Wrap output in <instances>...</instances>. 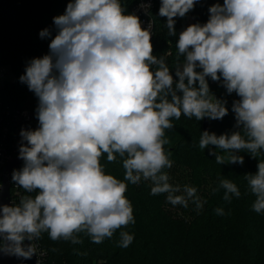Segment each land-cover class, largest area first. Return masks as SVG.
Masks as SVG:
<instances>
[{
	"label": "clouds",
	"instance_id": "clouds-1",
	"mask_svg": "<svg viewBox=\"0 0 264 264\" xmlns=\"http://www.w3.org/2000/svg\"><path fill=\"white\" fill-rule=\"evenodd\" d=\"M199 0H161L168 36H176L174 18H183ZM148 13L150 3L141 0ZM207 22L188 25L178 35L175 78L163 56L153 54L152 23L127 13L121 0H69L64 14L53 17L55 35L48 54L29 60L19 81L38 99V127L21 129L19 159L12 181L26 193L18 204H0V254L31 259L34 241L47 232L51 240L81 243L84 233L102 243L135 223L127 183L151 182V195L167 194L173 206L199 211L206 201L189 185H173L165 169L173 166L165 149L173 118L183 114L201 121L222 120L227 101L211 92L209 78L220 83L232 103L234 127L217 135H200L217 164H241L245 151L254 159L264 153V0H223L209 9ZM199 69V70H198ZM214 149L213 150V147ZM221 150L226 155H221ZM119 158L124 179L106 173L101 158ZM255 174L244 175L255 196L252 209L264 212V159ZM127 182V183H126ZM223 199L241 196L230 179H221ZM181 193V194H177ZM223 216V208L214 209ZM29 241L25 244V241ZM134 236L120 231L118 246ZM39 264V261H37Z\"/></svg>",
	"mask_w": 264,
	"mask_h": 264
},
{
	"label": "trees",
	"instance_id": "trees-1",
	"mask_svg": "<svg viewBox=\"0 0 264 264\" xmlns=\"http://www.w3.org/2000/svg\"><path fill=\"white\" fill-rule=\"evenodd\" d=\"M138 0H121L127 13ZM69 0H0V63L8 65L15 80H6L0 86V130L2 124H8L11 113L15 110H28L31 120L18 127H12L7 141L12 140L21 129L38 127L35 109L38 99L27 86L19 81L24 74L26 64L34 57H42L49 52L50 38L42 39L41 30L49 28L55 35L53 17L65 12ZM154 6L149 16L154 20L155 32L151 37L153 54L163 56L167 66L174 75L177 61L176 42L179 33L184 30L187 19L192 17L194 23H205L209 18V7L223 0H199L193 10L183 18L176 20L177 35L169 37L166 17L159 16L161 0H153ZM199 70V69H198ZM175 78V75H174ZM210 90L218 99L226 100L228 115L222 120H209V132L217 135L236 131L235 115L231 111L234 100L239 99L235 93L229 95L218 82L209 78ZM204 120L189 119L183 114L177 120L173 118L174 127L165 130L173 166L165 171L170 176V183L189 185L197 189V195L206 201L201 210H197L192 201L187 208L173 206L166 199L167 194L151 195V182L143 179L138 184L127 183L126 196L134 210L135 223L118 230L111 239L102 243H93L86 234L80 233L82 241L49 238L42 233L34 241L45 252V264H264V212L256 213L252 209L255 196L248 189L244 175L255 174L258 160L264 159V153L254 159L249 153L241 151L244 157L241 164H217L215 156L209 150L199 148L200 135L204 130ZM21 141V140H20ZM9 143V142H7ZM213 150L214 149V146ZM219 154L226 155L221 150ZM105 171L116 178L124 179V169L119 158L109 163L106 154L101 158ZM230 179L240 189L239 198L232 197L231 202L223 199L224 190L218 188L221 179ZM21 197L36 195L26 193L22 188ZM178 195L181 193H177ZM180 207L182 212L179 213ZM216 208H223L224 215H217ZM190 209V211L188 210ZM190 212V213H189ZM120 231H127L134 236L127 248L118 246Z\"/></svg>",
	"mask_w": 264,
	"mask_h": 264
},
{
	"label": "built area",
	"instance_id": "built-area-1",
	"mask_svg": "<svg viewBox=\"0 0 264 264\" xmlns=\"http://www.w3.org/2000/svg\"><path fill=\"white\" fill-rule=\"evenodd\" d=\"M145 3H150L151 7L148 9V13L150 12V9L154 6L153 0H144ZM141 0H138L133 4L131 7V13H135L140 17V20L142 21V27L147 28L149 23H152V36L155 32V23L154 20L149 16V14H146L144 10L140 8ZM194 20L192 17H189L187 19L185 28L193 24ZM184 28V29H185ZM10 73H12L11 68L8 65L0 63V86L6 82L8 79ZM174 76V75H173ZM4 119V118H3ZM0 117V122L3 121ZM31 120V113L28 110H23L20 112V110H15L13 113H11V119L8 121V124H2V130H0V191L3 186V181L5 178L9 180L10 184V191H11V204L19 203V198L21 197V190L20 187L17 186L12 181V173L14 170H18L23 166V161L21 160L19 166L17 168H12L11 171H5V168L7 164L10 162L11 159H15L19 157V147L21 144V136L17 132L14 134V138L12 140L7 141V135L11 133L12 127H18L23 122H29ZM9 142V143H7ZM35 243V242H34ZM36 244V243H35ZM37 247V254H38V261L39 264H45V252L42 251L39 246L36 244ZM37 264V263H36Z\"/></svg>",
	"mask_w": 264,
	"mask_h": 264
},
{
	"label": "water",
	"instance_id": "water-1",
	"mask_svg": "<svg viewBox=\"0 0 264 264\" xmlns=\"http://www.w3.org/2000/svg\"><path fill=\"white\" fill-rule=\"evenodd\" d=\"M208 118L204 120V130H208L209 121ZM21 162V159L15 158L11 159L10 162L7 164L5 171H11L12 168H17ZM11 191H10V184L7 178L3 181V186L0 191V204L11 205ZM25 244H28L29 241H25ZM38 261V254L34 255L31 259H23L17 258L11 255H3L0 254V264H36Z\"/></svg>",
	"mask_w": 264,
	"mask_h": 264
},
{
	"label": "rangeland",
	"instance_id": "rangeland-1",
	"mask_svg": "<svg viewBox=\"0 0 264 264\" xmlns=\"http://www.w3.org/2000/svg\"><path fill=\"white\" fill-rule=\"evenodd\" d=\"M7 80H9V81H13V80H15V76L13 75V73H10V75H9V77H8ZM204 151H208V149H205ZM189 202H190V201H189ZM188 206H189V204H188ZM183 208H185V207H183ZM178 210H179V213L183 211L181 207H180V209H178ZM188 210L190 211V209H188ZM189 213H190V212H189Z\"/></svg>",
	"mask_w": 264,
	"mask_h": 264
}]
</instances>
